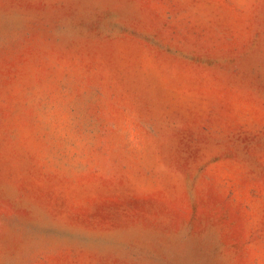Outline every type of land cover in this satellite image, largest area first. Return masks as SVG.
<instances>
[{"label": "rangeland", "instance_id": "374dc122", "mask_svg": "<svg viewBox=\"0 0 264 264\" xmlns=\"http://www.w3.org/2000/svg\"><path fill=\"white\" fill-rule=\"evenodd\" d=\"M0 264H264V0H0Z\"/></svg>", "mask_w": 264, "mask_h": 264}]
</instances>
